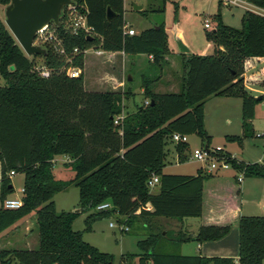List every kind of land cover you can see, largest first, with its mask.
<instances>
[{
  "label": "trees",
  "instance_id": "16d2710c",
  "mask_svg": "<svg viewBox=\"0 0 264 264\" xmlns=\"http://www.w3.org/2000/svg\"><path fill=\"white\" fill-rule=\"evenodd\" d=\"M245 1L264 9V0ZM8 2L0 0V5ZM73 2L86 5L87 23L98 36L83 32L70 35L58 27L67 51L75 46L86 49L101 38L104 51L145 54L151 56L155 67L161 70L164 66L171 51L162 25L129 35L124 33V0ZM107 8L112 11L109 19ZM214 22V29L207 33L215 44L212 54L180 52V90L156 92L153 85L160 75L142 74L140 87L148 102L126 111L128 91L84 88L85 53L76 54L71 63L81 73L69 77L63 69L69 64L65 57L46 48L47 55L40 57L49 74L42 76L34 70V58L38 56L28 57L0 19V77L5 81L0 85V233L33 213L38 231L36 248H2L0 264H115L112 253L99 250L83 239L82 231L73 229L81 210L93 209L104 201H110L113 209L90 213L85 230H90L96 219L109 217L115 211L127 217L129 227L136 224L148 230L146 237L138 241V257L122 254L121 264L264 263V214L238 216L237 258L181 254L166 248L167 243L179 246L219 239L231 224L202 223L195 234L181 229L168 231L160 224L162 218H201L206 183L217 172H163L165 165L173 161L172 153L177 154L179 162L187 160L191 153L188 142H174L172 134H196L201 146L212 147L204 123L205 100L212 95L239 96L242 133L226 135L225 139L241 144L256 103L264 101L263 94L256 99L245 89L243 77L246 69L264 61V16L245 10L241 27L236 28L222 21L219 8ZM253 77L264 85V66L256 69ZM222 152L234 169L231 181L239 199L238 172L264 178V165L240 161L223 147L217 153ZM61 155L68 157L64 164L73 171L68 180L53 174V160ZM14 173L24 176L21 205L6 208L4 200L14 193ZM152 175L158 176V183L149 188L147 182ZM71 184L78 188L80 211H58L53 196ZM145 204H150L151 209L141 208ZM138 208L140 212L135 213Z\"/></svg>",
  "mask_w": 264,
  "mask_h": 264
},
{
  "label": "rangeland",
  "instance_id": "374dc122",
  "mask_svg": "<svg viewBox=\"0 0 264 264\" xmlns=\"http://www.w3.org/2000/svg\"><path fill=\"white\" fill-rule=\"evenodd\" d=\"M220 0H124V21L127 26L133 27L135 30L152 27L154 25H162L167 34V45L172 54L175 56L176 64L172 66L166 59V63L162 66L155 67L148 55L137 54L125 56L124 53H104L103 55H95L87 51L84 54V88L86 90L113 91L117 82L116 79L125 81V85L130 87L127 91L130 93L125 100L128 111H133L138 105L147 103L142 92H140L141 75L156 76L171 80L173 89H168L167 84L162 82L164 86L160 92H178L181 88V76L183 74L182 56L178 52L176 42L173 39V26L181 32L183 40L189 47L190 54L208 55L212 54L215 49L214 42L207 37V33L214 29V15L220 8L222 21L230 26L240 28L241 16L245 11L240 6L224 5L219 6ZM135 5H141L142 8L134 9ZM160 8V10H158ZM141 10L146 11L145 14ZM3 5H0V19L4 21ZM205 21L209 22L210 27H205ZM170 53V54H171ZM167 56V55H166ZM32 58V57H31ZM135 60V61H134ZM37 65H42L43 59L38 56L34 58ZM264 66V61L258 63L252 69H246L243 77L247 84L245 89L251 94L259 95L264 91V85L256 82L253 72ZM130 75L131 81H127L126 77ZM5 81L0 77V85H4ZM170 84V83H169ZM155 88V86L153 87ZM157 90V88H155ZM126 91V92H127ZM133 91V92H132ZM264 95V93H261ZM256 95V96H257ZM241 98L239 96H209L204 103L206 109V131L211 136V146H221L225 150L234 151L242 158L248 160H257L263 156L264 159V101H259L255 105L254 117L251 123L245 129L246 137L242 143L236 141H227L226 135H241L242 133V117H241ZM262 134V136H260ZM189 150L192 152L195 148L201 147L200 138L196 134L187 135ZM174 155V154H173ZM246 156V157H245ZM67 159L64 155L56 156L53 160V174L55 178L68 180L73 176V171L64 164ZM168 165V163L166 164ZM200 162L185 160L179 164L169 166L170 172H187L194 174L196 167L201 166ZM223 170H220L222 172ZM231 173L232 170H224ZM23 174L17 173L12 181L14 193L10 196L19 198L22 193L21 180ZM242 186H245V194L243 197L244 212L246 214L262 215L264 214V204L257 208L255 205L256 196L264 195V178L258 176H243ZM253 181V184H247ZM256 181V182H255ZM259 181V182H257ZM156 189V188H155ZM154 191V189H153ZM55 207L58 211H75L80 208L78 202V188L71 184L62 191L57 192L53 196ZM94 212L93 209H83L79 212L73 221V229L80 230L83 233V239L90 244L96 246L99 250L112 253L115 257V264L120 263L122 254H133L136 258L141 253L138 241L144 239L148 234L147 229L141 228L134 224L127 232L121 233L118 229L109 226V217L96 219L91 223V229L85 230L86 217ZM35 214H30L28 218H33ZM35 218V217H34ZM29 223L30 230L23 239L18 233L16 227L11 226L6 229L2 240L10 238L12 244H8V248H36L38 244V231L35 219ZM163 228V220H160ZM21 226H18L20 228ZM167 227V226H166ZM17 230V234L11 238L12 230ZM169 231V230H168ZM175 232L176 230H172ZM171 236V235H169ZM21 239V240H20ZM24 242H28L25 245ZM189 243V242H188ZM195 241L188 245L195 246ZM168 251L181 252L180 245L167 243Z\"/></svg>",
  "mask_w": 264,
  "mask_h": 264
},
{
  "label": "crops",
  "instance_id": "0c3cea01",
  "mask_svg": "<svg viewBox=\"0 0 264 264\" xmlns=\"http://www.w3.org/2000/svg\"><path fill=\"white\" fill-rule=\"evenodd\" d=\"M124 55L128 56L127 54H124ZM174 56L175 55L172 53L166 56V59L170 62L171 66L174 63L176 64ZM147 57L149 60H152L151 56H147ZM126 80L131 81L132 79L129 80L128 76H127ZM161 80H163L162 82L167 84L168 89L171 90L175 87L171 84L172 83L171 80L164 79L163 75H162V77H160L153 85V87L155 86V88H157V90H155V88H153L156 92H160V90L164 88ZM116 82H117V84L114 87V91L126 92L130 88V87H128V85H125V83H124L125 81L123 80V78L116 79ZM246 84L247 83H245V85ZM126 88H128V89H126ZM140 92H142L141 87H140ZM261 93H264V91ZM253 95L256 96L257 94H253ZM125 102L126 101L124 100L125 110L128 111L129 109L126 107ZM204 123H205V127H206V109H205V106H204ZM260 136H262V134H260ZM263 148H264V145H263ZM226 151L230 152L235 158H237L238 160L243 161V162H263L264 161L263 156L259 157L257 160L251 161V160H248V158H246V159L242 158L241 156L236 154L234 151H230V150H226ZM172 155H173V153H172ZM64 157L66 159H68L67 156H64ZM176 158H177V154L174 153L173 158H171V159H173V161L168 163V165H165V167L163 168V172L175 173V174L196 175L197 172L202 169V165L199 167H196V172L194 174L187 173V172H170V171H168L169 166H172L173 163L174 164L181 163V162L175 163ZM15 174H17V173L12 174L11 182L13 181ZM234 175H235V172L233 170L231 173H226L224 171H222V172L217 171L216 177L206 183L205 193H204V202H203V213H202L201 218L187 217V218H184L183 220H176V219H170V218L169 219H165V218L161 219V220H163V227L167 230H174L175 229L176 231H179L181 229V230L187 231V232L192 233V234L196 233L198 227L202 223L203 224H219V225L231 224L229 231L219 239L203 241V242H195L196 243L195 246H190V245L187 246V244H189L190 242L181 244L180 245V250H182L180 252L181 254H200L202 256H226V257L237 258V256H238V228H237L236 221H237V218L240 214H244V215H250V214H246L248 212H244V210H243L244 209L243 197L245 194V186H242V181L244 180V177L242 178L241 181H239L240 187H241V197L238 199L237 196H235L234 184L231 181V177ZM23 180H24V176L22 177V180H21V189L23 186ZM257 182H259V181H257ZM247 184L252 185L253 181H250V183H247ZM263 186H264V184H263ZM256 197L257 198L255 200V202H256L255 205L257 206V208H259L264 204V195L263 196H256ZM12 198H14V197L12 196ZM251 215H255V214H251ZM28 216H30V215H27V216L21 218L20 220H18L14 224V227H16V229H18L20 231L18 234L19 235L21 234L20 236H22L21 237L22 239L27 236V232L30 230L29 223L31 221H33V218L35 217L34 216L33 218L26 219V218H28ZM18 226H21V227L18 228ZM16 229L14 231L13 230L11 231L12 232V234L10 235L11 238H13L14 235L17 234ZM4 234H6V230H4L3 232L0 233V249L8 248V244L13 243V240L10 238L9 239L6 238L3 241L2 238H3ZM27 243L28 242H24L23 245L26 246Z\"/></svg>",
  "mask_w": 264,
  "mask_h": 264
},
{
  "label": "built area",
  "instance_id": "2783aa9c",
  "mask_svg": "<svg viewBox=\"0 0 264 264\" xmlns=\"http://www.w3.org/2000/svg\"><path fill=\"white\" fill-rule=\"evenodd\" d=\"M221 2L222 4L227 6H229L230 4L240 6L244 10H249L264 16V9L256 7L246 2L245 0H221ZM87 13L88 9L85 4H78L72 1L70 4H67L63 8L62 14L59 19V25L57 26L53 22L45 25L35 33L32 41L33 45H38L44 48H50L56 54L65 57L66 62L69 64L65 65L63 69L66 75H68L69 77H77L81 73V69L79 67L71 64L74 56L79 52L82 51L83 53H85L87 51H90L95 55H103L104 53H114L110 51H104L101 48V38H99L100 42L86 49L81 50L77 46H75L70 51H67L63 42V38L59 33L58 27H60L61 30L70 35H77L79 32H83L86 36H98L93 31V28L87 23ZM204 26L210 27L209 22L205 21ZM124 33L132 35L136 33V30L132 27L125 25ZM34 70L42 76H47L49 74V71L43 65L36 64L34 66ZM119 118H121V116L116 117L114 119V123H117ZM172 140L174 142H186L187 135L174 132L172 134ZM221 149V146H201L199 148H195L189 154L188 160L200 162L202 164V169L209 173L220 170L224 171L228 169L234 171L231 164L228 162L227 156L223 152L221 154L217 153ZM231 156L234 157L232 154ZM178 162L179 160L178 158H176L175 163ZM262 163L264 165V161ZM237 178L239 181H241L243 178V174L241 172H238ZM157 183V175H152L147 182L149 188L155 187ZM20 205L21 197H8L3 202V206L6 208H17ZM141 208L150 209L151 206L150 204H145ZM141 208H138L135 213H139ZM93 209L94 211H107L113 209V204L110 201H104L102 203L97 204ZM109 218V226L118 229L121 233L127 232L130 229L129 225L126 222L127 217L119 215L117 211H115L113 215L109 216Z\"/></svg>",
  "mask_w": 264,
  "mask_h": 264
},
{
  "label": "water",
  "instance_id": "95a60500",
  "mask_svg": "<svg viewBox=\"0 0 264 264\" xmlns=\"http://www.w3.org/2000/svg\"><path fill=\"white\" fill-rule=\"evenodd\" d=\"M73 0H9L3 5L4 24L14 37L18 45L28 57L47 55V49L33 45L35 33L45 25L53 22L59 25V19L63 8ZM134 9H141V5H135ZM112 15L110 8H107V18ZM173 39L176 42L179 52H189V47L183 40L181 32L173 26ZM128 79L131 76L128 75ZM261 95L255 96L259 99ZM79 212L80 209L75 210Z\"/></svg>",
  "mask_w": 264,
  "mask_h": 264
}]
</instances>
